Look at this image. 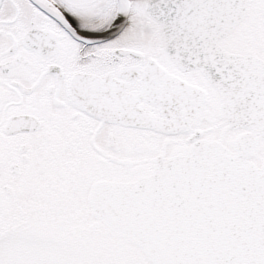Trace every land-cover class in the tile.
Here are the masks:
<instances>
[{
  "label": "snow or ice",
  "instance_id": "1",
  "mask_svg": "<svg viewBox=\"0 0 264 264\" xmlns=\"http://www.w3.org/2000/svg\"><path fill=\"white\" fill-rule=\"evenodd\" d=\"M0 264H264V0H0Z\"/></svg>",
  "mask_w": 264,
  "mask_h": 264
}]
</instances>
